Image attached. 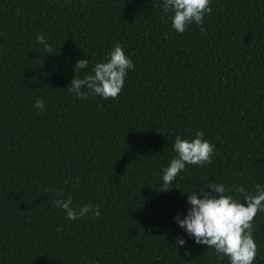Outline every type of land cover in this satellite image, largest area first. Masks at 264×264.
Listing matches in <instances>:
<instances>
[{
  "label": "trees",
  "instance_id": "trees-1",
  "mask_svg": "<svg viewBox=\"0 0 264 264\" xmlns=\"http://www.w3.org/2000/svg\"><path fill=\"white\" fill-rule=\"evenodd\" d=\"M209 6L206 32L178 33L162 0H0V264H230L175 217L209 183L264 184V0ZM118 42L135 67L117 98L67 90ZM199 131L212 163L156 190L175 137ZM69 197L100 216L66 219L53 201ZM252 223L264 264V212Z\"/></svg>",
  "mask_w": 264,
  "mask_h": 264
},
{
  "label": "clouds",
  "instance_id": "clouds-1",
  "mask_svg": "<svg viewBox=\"0 0 264 264\" xmlns=\"http://www.w3.org/2000/svg\"><path fill=\"white\" fill-rule=\"evenodd\" d=\"M209 5L210 0H162L164 13H173L172 27L178 33H184L192 24L200 26L201 32H206L203 27L204 18L213 11ZM36 40L38 44L44 46L46 52L54 51L43 33L37 34ZM88 66L87 58L78 59L74 70L77 74ZM134 67L131 57L126 55L124 46L118 42L113 46L106 62L96 63L92 68V74L83 78H78L76 75L67 90L82 100H87L89 95L101 96L105 100L117 98L125 86L128 70ZM34 107L43 111L45 103L37 99ZM174 150L177 155L164 169L163 183L156 189L158 191H170L173 188L172 182L182 170L186 169V165L202 167L212 163L215 145L205 139L203 131H199L190 139L176 136ZM232 192L242 196L243 202L239 196L234 197L230 194ZM188 203L191 207L187 215L183 219L180 215L175 217L188 237L194 238L196 244L214 248L217 256L220 259L228 257L230 264H253L258 246L253 237L252 222L258 212H264V184H256L250 193L242 186L228 189L222 183L213 182L199 191L188 193ZM53 204L66 213L68 220H77L89 213L96 218L100 216L98 205L86 204L74 208L70 197L67 200L57 198ZM185 244L186 240L183 237H177V244L172 246L178 249ZM184 255L190 256L191 251L186 249Z\"/></svg>",
  "mask_w": 264,
  "mask_h": 264
}]
</instances>
